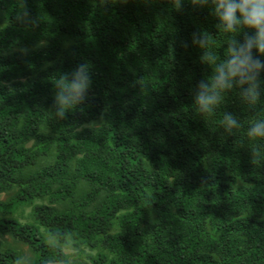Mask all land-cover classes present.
I'll return each mask as SVG.
<instances>
[{"label": "trees", "instance_id": "obj_1", "mask_svg": "<svg viewBox=\"0 0 264 264\" xmlns=\"http://www.w3.org/2000/svg\"><path fill=\"white\" fill-rule=\"evenodd\" d=\"M218 23L189 0H0V264H264V138L247 135L264 94L193 105L216 64L191 36L218 64L235 35ZM85 62L88 98L57 120L53 81Z\"/></svg>", "mask_w": 264, "mask_h": 264}, {"label": "clouds", "instance_id": "obj_2", "mask_svg": "<svg viewBox=\"0 0 264 264\" xmlns=\"http://www.w3.org/2000/svg\"><path fill=\"white\" fill-rule=\"evenodd\" d=\"M99 6H107L113 0H96ZM124 2V0H122ZM193 8L210 6L218 19L217 27L226 33L235 34L228 42L225 59L216 63V57L207 49L210 47V35L207 32H193L192 45L201 49L202 65L216 64L215 76L210 82L201 79L193 92V105L201 114H211L223 101V93L240 89L244 102L256 105L264 94L261 73L264 72V0H189ZM175 10L183 11L185 0H170ZM21 23H35L27 10L21 13ZM247 29L248 31H244ZM243 33V39L237 36ZM183 46L188 47L187 42ZM23 54V50H22ZM91 70L88 63H80L70 71L61 73L53 81L52 109L57 120H66L70 112L88 98L92 86ZM8 82L0 80V87ZM225 131L231 133L240 124L231 113L223 117ZM247 135L251 138H264V119L253 122ZM59 234L55 239L59 241ZM50 246L55 247V244ZM66 246H69L66 244ZM69 247L74 248V244ZM19 264V261H17ZM62 264V263H60ZM70 264V262H69Z\"/></svg>", "mask_w": 264, "mask_h": 264}, {"label": "rangeland", "instance_id": "obj_3", "mask_svg": "<svg viewBox=\"0 0 264 264\" xmlns=\"http://www.w3.org/2000/svg\"><path fill=\"white\" fill-rule=\"evenodd\" d=\"M4 196L3 195H0V198H3Z\"/></svg>", "mask_w": 264, "mask_h": 264}]
</instances>
